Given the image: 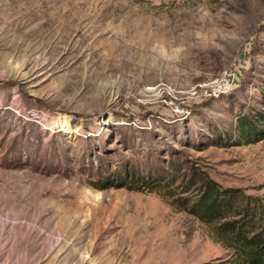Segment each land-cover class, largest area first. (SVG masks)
<instances>
[{"label": "rangeland", "instance_id": "obj_1", "mask_svg": "<svg viewBox=\"0 0 264 264\" xmlns=\"http://www.w3.org/2000/svg\"><path fill=\"white\" fill-rule=\"evenodd\" d=\"M262 95L264 0H0V264H244L187 209L264 229Z\"/></svg>", "mask_w": 264, "mask_h": 264}, {"label": "trees", "instance_id": "obj_2", "mask_svg": "<svg viewBox=\"0 0 264 264\" xmlns=\"http://www.w3.org/2000/svg\"><path fill=\"white\" fill-rule=\"evenodd\" d=\"M236 124L238 142L264 140V95H262L261 109L253 111L249 117H239ZM128 180L129 176L128 179H125L123 176L116 175L114 184L116 186H126L131 189L138 182L133 177L130 183L127 184ZM111 182H102L100 189H105L107 185H114ZM157 182H149L148 186L156 184ZM160 182L165 184L163 179ZM169 182H166V185ZM197 182L200 184L198 196L195 201H192L188 205V212L203 223H217L214 229L215 232L222 239L230 241L232 244L240 247L244 257V264H264V229L260 233H254V225L250 218L242 217L228 220L229 216L235 212V201L238 198L235 191L222 189L217 183L209 179H198ZM191 183L195 184V180L192 179ZM248 212L246 209L244 215H249ZM236 214L239 215L240 213L237 212ZM249 231L252 234L248 235Z\"/></svg>", "mask_w": 264, "mask_h": 264}]
</instances>
